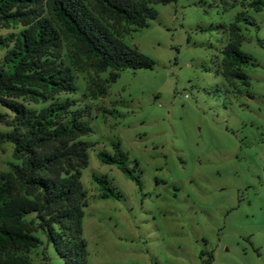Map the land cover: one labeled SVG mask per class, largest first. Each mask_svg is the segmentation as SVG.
Returning <instances> with one entry per match:
<instances>
[{
	"label": "rangeland",
	"instance_id": "rangeland-1",
	"mask_svg": "<svg viewBox=\"0 0 264 264\" xmlns=\"http://www.w3.org/2000/svg\"><path fill=\"white\" fill-rule=\"evenodd\" d=\"M152 8L156 18L124 37L154 62L152 69L123 71L99 99L110 72L87 71L78 75L75 93L58 97L87 109L92 128L82 137L92 144L81 178L89 202L88 262L207 264L212 256L210 264H264V10L245 9L241 0H175ZM243 12L253 25L241 23L242 51L257 66L244 68L250 86L237 82L235 89L220 64L230 25ZM115 147L141 185L100 161L99 153ZM13 161V146L0 144V172ZM95 176L117 198L102 199ZM39 236L32 264H64Z\"/></svg>",
	"mask_w": 264,
	"mask_h": 264
},
{
	"label": "trees",
	"instance_id": "trees-1",
	"mask_svg": "<svg viewBox=\"0 0 264 264\" xmlns=\"http://www.w3.org/2000/svg\"><path fill=\"white\" fill-rule=\"evenodd\" d=\"M174 1L0 0V105L7 110L0 113V124L8 128L0 130V144H11L14 157L9 170L0 172V264H32L30 253L43 244L39 234L64 264H89L83 234L89 202L81 178L92 147L82 137L92 128L87 109L58 97L75 93L78 75L87 71L110 72L108 86H99L95 94L99 99L123 71L152 69L154 62L124 37L156 18L153 5ZM241 3L248 10H264V0ZM242 22L253 25L244 12L237 15L220 64L235 89L237 82L250 86L244 68L257 66L242 51ZM259 43L264 47V41ZM98 157L141 185L119 147ZM94 181L102 199L117 198L105 178Z\"/></svg>",
	"mask_w": 264,
	"mask_h": 264
}]
</instances>
